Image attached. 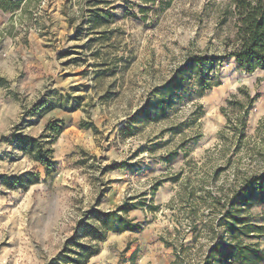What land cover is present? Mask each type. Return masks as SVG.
Returning <instances> with one entry per match:
<instances>
[{"label":"rangeland","instance_id":"rangeland-1","mask_svg":"<svg viewBox=\"0 0 264 264\" xmlns=\"http://www.w3.org/2000/svg\"><path fill=\"white\" fill-rule=\"evenodd\" d=\"M227 1L174 0L146 15L140 0H22L19 10L0 9V76L8 80L0 86V140L19 124L39 136L49 119L65 120L53 174L0 142V174L40 173L26 190L0 184V264L49 263L85 211L133 196L146 198L127 215L142 228L110 232L87 264H131L133 254L136 264L200 263L221 235L212 228L231 194L264 170V71L241 72L231 59L222 85L176 101L167 118L141 121L132 136L122 137L120 126L186 60L225 51L234 35L221 22ZM240 88L259 95L244 138L228 124L247 108ZM58 93L83 101L37 118L33 105ZM246 214L262 223L264 205ZM258 241L264 249V236Z\"/></svg>","mask_w":264,"mask_h":264},{"label":"trees","instance_id":"trees-1","mask_svg":"<svg viewBox=\"0 0 264 264\" xmlns=\"http://www.w3.org/2000/svg\"><path fill=\"white\" fill-rule=\"evenodd\" d=\"M140 1L139 11L146 15L151 8L169 6L174 0ZM21 4L22 0H0V9L14 12L21 8ZM228 21L232 23L234 35L227 40L225 51L221 54H198L186 60L171 78L151 91L143 107L121 124L122 137L132 136L137 125L143 120L167 118L176 101L191 100L222 85L221 67L231 59L234 60L236 69L241 72L251 74L257 70L264 71V0H228L222 12L221 22ZM7 84L8 80L0 76V86ZM240 91L248 102L247 108L243 106L236 122L228 117V124L235 133L238 132L240 137L244 138L249 110L259 95L251 96L244 88H240ZM56 97L55 100H42L34 104V115L42 118L56 108L74 111L83 101L82 96H71L69 93H58ZM202 114L203 110L197 115V119ZM23 123L34 124L26 118ZM82 125L85 128L97 129L93 123L82 122ZM64 126L63 118H52L47 121L42 133L34 136L25 133L22 124H19L10 134L4 135L0 142L23 152L32 161L44 167L48 174H53L57 171L53 146ZM39 180L40 173L34 170L14 175L0 174V184L10 191L26 190ZM157 187L158 184L153 190H157ZM146 195L143 194V197ZM141 199L143 200L133 196L115 209L104 211L93 207L85 211L75 225L74 235L67 238L63 249L47 264H87L92 257L100 253L101 243L110 232L140 230L143 222L127 215L146 205V198ZM257 205H264V170L247 177L231 194L226 210L212 228L216 234L217 229H221V235L211 243L199 264H260L264 261V249L258 241L264 236V222H254L252 216L246 214L249 208ZM131 264H136V254H133Z\"/></svg>","mask_w":264,"mask_h":264}]
</instances>
